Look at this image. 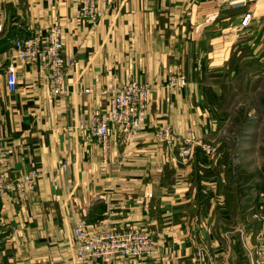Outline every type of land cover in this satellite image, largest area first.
<instances>
[{
  "label": "crops",
  "instance_id": "obj_1",
  "mask_svg": "<svg viewBox=\"0 0 264 264\" xmlns=\"http://www.w3.org/2000/svg\"><path fill=\"white\" fill-rule=\"evenodd\" d=\"M224 1L111 0L105 18L92 24L79 19L74 0H0V142L11 170L40 173L27 208L12 195L0 197V264H86L74 255V227L81 219L92 236L133 225L154 233L152 253L95 264H196L201 246L210 252L204 264H264V191L256 212L246 216L261 225L233 226L218 154L196 148L183 163L178 150L190 129L216 146L206 71L225 65L241 44L239 30L251 32L264 14V0L230 9ZM247 11L254 18L241 29ZM54 22L63 27L71 61L65 98L49 95L41 64L13 56L15 39L37 30L46 34ZM10 62L18 68L13 92L6 82ZM129 73L154 86L143 131L132 141L112 127L105 157L78 125L106 108L110 94L103 90ZM181 74L185 87H166L168 76ZM165 126L173 131L172 145L156 137ZM257 201L245 209L252 211Z\"/></svg>",
  "mask_w": 264,
  "mask_h": 264
},
{
  "label": "built area",
  "instance_id": "obj_2",
  "mask_svg": "<svg viewBox=\"0 0 264 264\" xmlns=\"http://www.w3.org/2000/svg\"><path fill=\"white\" fill-rule=\"evenodd\" d=\"M74 1L79 8V19L92 24L105 18L111 2V0ZM258 1L235 0L232 4L238 6ZM253 18L252 11L245 12L240 28L249 26ZM13 49V56L22 63L29 65L39 63L43 66L51 97L65 98L69 94L66 84L71 61L64 52L63 27L59 22L52 23L46 34H41L37 30L30 36L15 39ZM17 71L14 62H10L6 67V82L10 92L18 88ZM166 82L168 88H182L187 85L186 77L182 74L170 75ZM153 90L152 83L144 82L129 73L126 81L116 85L111 91L103 90V93L110 94L108 105L104 109L93 110L89 122L80 123L78 128L94 138L101 145L104 156H108L112 127L132 141L140 137ZM84 92L90 93L91 90L85 89ZM156 137L167 145H172L175 138L170 126L160 127L156 131ZM196 148L214 155L219 152L216 146L198 138L190 129L178 144L183 163L189 161ZM39 177L40 173L35 168L26 172L11 170L7 149L0 142V197L12 195L18 205L27 208L31 195L37 191ZM87 227V222L83 219L77 221L74 227V255L81 263H112L118 259L137 260L152 253L156 248L154 233L145 226L133 225L122 230H103L97 236L90 235ZM209 259L210 252L204 246L196 250V264H204Z\"/></svg>",
  "mask_w": 264,
  "mask_h": 264
},
{
  "label": "rangeland",
  "instance_id": "obj_3",
  "mask_svg": "<svg viewBox=\"0 0 264 264\" xmlns=\"http://www.w3.org/2000/svg\"><path fill=\"white\" fill-rule=\"evenodd\" d=\"M234 1L224 2L230 9L235 7ZM263 17L264 14L258 16L256 27L251 32L239 30L238 39H243L229 61L207 70L204 77V85L214 87L219 93L215 103L218 125L213 144L218 148V164L225 175V188L233 214L231 225L251 223L254 229L261 222L257 217L248 220L246 216L256 212L259 205L257 197L264 191ZM247 195L251 198L241 203L239 198ZM256 201L252 211L245 209L247 204Z\"/></svg>",
  "mask_w": 264,
  "mask_h": 264
},
{
  "label": "trees",
  "instance_id": "obj_4",
  "mask_svg": "<svg viewBox=\"0 0 264 264\" xmlns=\"http://www.w3.org/2000/svg\"><path fill=\"white\" fill-rule=\"evenodd\" d=\"M204 92L206 93V95L208 97V101L210 103L214 104L217 102L218 95L214 91L213 87H204Z\"/></svg>",
  "mask_w": 264,
  "mask_h": 264
}]
</instances>
